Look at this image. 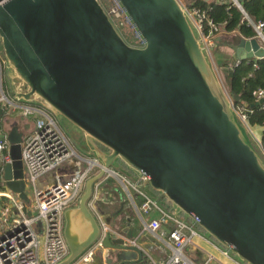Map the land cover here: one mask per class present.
Listing matches in <instances>:
<instances>
[{
	"label": "water",
	"instance_id": "water-1",
	"mask_svg": "<svg viewBox=\"0 0 264 264\" xmlns=\"http://www.w3.org/2000/svg\"><path fill=\"white\" fill-rule=\"evenodd\" d=\"M118 2L142 47L122 39L98 0H0V44L11 87V96L2 95L0 124L12 100L35 103L82 135L73 138L76 156L54 170L57 178L87 163L99 168L77 205L63 212L68 254L57 264H71L98 238L88 200L116 160L123 164L116 171L143 176L147 195L155 202L165 198L241 263L264 264V162L235 120L180 4ZM262 55L254 39L238 36L232 61ZM4 135L11 162L0 167L2 187L17 195L25 212L21 134L0 127ZM102 245L114 249L109 254L117 264L141 258L135 246L111 244L108 232Z\"/></svg>",
	"mask_w": 264,
	"mask_h": 264
},
{
	"label": "built area",
	"instance_id": "built-area-1",
	"mask_svg": "<svg viewBox=\"0 0 264 264\" xmlns=\"http://www.w3.org/2000/svg\"><path fill=\"white\" fill-rule=\"evenodd\" d=\"M98 1L105 4L107 8L105 13L114 26L119 24V26H123L124 29L131 33L133 43L131 46L142 47L143 41L140 35L135 30L118 0ZM204 1L223 5L225 9H236L240 14V22L249 26L253 34L251 37L246 38L237 33L236 30L226 31L224 23L212 22L206 16L204 9L193 6L192 3L185 5L180 0H177L189 26H193L197 32V37H195L199 40L202 52L205 51L207 54L213 52V49L217 46L216 39L225 35L235 34L245 40L254 39L258 48L263 50L262 56L251 57L244 60V62L252 61V65L255 66L257 60L264 59V22L254 19L244 11L243 1L245 0ZM135 35L139 43L133 42ZM238 63L240 61H231L228 64L233 66ZM2 88L0 79V103L3 102V94L9 97V95L4 93ZM222 88L238 125H242L247 129L259 127L248 126L246 118L252 106L264 110V89L257 88L253 91V103L247 107L240 103V100L233 102L223 85ZM6 106H10V104ZM17 107L22 108L21 111L24 117L35 115L31 130L22 136L20 141V161L23 170V180L25 182L27 178L32 184V196L27 209L30 213L33 211L35 213L34 215H28V213L22 212L23 203L15 201L11 193L4 186L2 187V171L0 170V198L6 199L7 202L4 208H0V264H57L68 254V248L62 233L63 212L67 208L77 205L85 181L92 176L93 164L87 163L86 165L77 167L70 175H64L60 180L54 174L47 184L39 186L36 183L39 176L61 167L68 158L76 156V152L71 146L67 134L63 132L64 130L59 127L57 121L49 112L32 104L15 105V108ZM259 128L262 129L264 126ZM258 142L264 156V142L261 143L260 140ZM92 160L95 161L94 158ZM10 162L9 142L4 135L0 137V167L2 168ZM112 175L118 178L127 194L128 187H130L136 195L141 197V202L138 206L139 214L149 216L145 227L151 231L158 229L160 226L158 219L151 216L152 211L157 208L156 202L141 188L144 177L137 175L136 179H131L123 173L121 174V172L116 171ZM96 192L97 182L94 184L91 197L88 200V208L93 204L97 196ZM8 203L10 207L15 208L14 216L10 214L9 207H7ZM160 214L165 219L173 220L175 227L169 230L167 234L170 252L159 261L149 259L150 264H195L185 254V250L188 247L194 246L193 239L199 236L194 229L197 226L195 221L189 218V221H182L163 212H160ZM35 223H38V225L35 226ZM5 224H8L6 228L4 227ZM99 228L98 238L71 264L91 263L92 258L95 256V248L102 247V238L108 231V228L104 224H101ZM215 245L220 247L222 255L231 257L227 250L217 243ZM211 260H213L212 255H208L203 264H208Z\"/></svg>",
	"mask_w": 264,
	"mask_h": 264
},
{
	"label": "crops",
	"instance_id": "crops-1",
	"mask_svg": "<svg viewBox=\"0 0 264 264\" xmlns=\"http://www.w3.org/2000/svg\"><path fill=\"white\" fill-rule=\"evenodd\" d=\"M225 43L226 41L224 39V36L220 37L219 40L217 41V46L213 49L214 53H215V49L219 45ZM232 58H233V53L230 56V60H229L230 63L232 61ZM209 63L211 66V62ZM219 65H224V64L219 63ZM7 71H8L7 66L2 58L0 59V79L4 93H6L4 81L6 78ZM15 105H30V104L12 100L10 106H6V110H5V114L7 115V117H9L8 118L9 122H4L5 127H9L8 128L9 130L10 127L11 128L15 127L22 137L31 130L33 121H30V125L27 129L23 122L22 124H19L17 119L20 118L19 116L21 117L24 116L22 115V111H21L22 108L20 107L15 108ZM30 117L27 116L24 118H30ZM70 144L75 149L76 143L74 142V146L72 145V143ZM79 144L80 143L78 142L77 145ZM118 166L119 164L116 163V167ZM98 171L99 168L96 165H93L92 175L93 174L95 175ZM111 175L112 174L110 175L106 174L105 177L102 176V178L97 181L99 182V184H97V192H96L97 196L93 201V204L89 206V210L97 220L99 227H101V224H104L108 228L107 232L109 233L111 244L118 242L121 246L132 245L135 246L137 249H139L141 251V258L139 261L136 262V264H150L149 259H151L152 261H159L163 259L170 252V247L167 241V234L169 230L175 227V222L171 219H165L161 217L160 212L170 215L164 209L173 207L171 214L172 217L182 220L179 217H177L178 215L181 216V214L178 212V210L175 209V207L171 203L166 204L165 202L166 200L161 202L159 201L160 200L159 199L156 202L157 208L152 211L151 216L158 219L160 226L158 229L154 231L147 229L145 225L147 224L149 216L140 215L138 210V206L141 202V197L139 195H136L134 190L130 187H128L129 189L127 194V192L124 191V189H122L123 186L121 182L118 180V178L115 177L114 175L110 177ZM119 186L121 187V189ZM113 189L117 191L119 194H117ZM120 202H122V205L118 213L115 214L113 217H110L108 219L107 224L104 223V219L109 217L112 212H114L119 208ZM25 207H26V211L25 212L22 211V212L30 213L27 209V206ZM98 207L104 210L103 214H101L98 211ZM158 209L161 211H159ZM186 221H189L187 217H186ZM193 241H194V246L188 247L185 250V254L187 255V257L192 259V261L195 264H203L206 256L208 255H212L213 257V260L209 261L208 264H239V263L241 264V262L236 258L222 255L220 253V247L215 245L216 243L211 239H207L199 234V236L195 237ZM109 249H111V246L105 247L102 245L101 248H97V249L95 248L94 250L95 259L94 261H91V263L89 262L87 264H106L107 257L110 258L111 261H113L112 264H117L114 256L109 254L110 252H113L114 249H112L113 251H110ZM124 251L125 253L126 252L132 253V250H124ZM123 255L125 256V254ZM124 256H122L123 259ZM136 257L137 255L134 254V260L136 259Z\"/></svg>",
	"mask_w": 264,
	"mask_h": 264
},
{
	"label": "trees",
	"instance_id": "trees-1",
	"mask_svg": "<svg viewBox=\"0 0 264 264\" xmlns=\"http://www.w3.org/2000/svg\"><path fill=\"white\" fill-rule=\"evenodd\" d=\"M100 4L104 11H106L107 8L105 4L102 2H100ZM192 4L193 6L204 9L206 16L212 22L224 23V29L226 31L236 30L237 33L246 38L252 36L253 33L251 28L240 22V14L236 9H225L223 5L205 2L204 0H194ZM243 9L249 16L264 22V0H245L243 1ZM115 26L122 39L128 45H133L131 33L124 29L123 26H119V24H116ZM0 50L2 52L1 44ZM222 77L227 93L232 96H238L240 103L249 107L253 103V91L257 88L264 89V59L257 60L255 62V66L252 65V61H242L233 66L228 64L222 70ZM4 83L7 95L11 96V87L8 84V81L5 80ZM8 118L9 117H7V115L4 113L1 123L7 122ZM34 119L35 115H32L29 120L33 121ZM246 122L250 127L264 126V110H260L256 106H252L250 108V112L247 114ZM259 140L261 143L264 142V128L261 129ZM257 155L261 158L258 153ZM115 163H118L119 166H123L119 160H116ZM155 194L157 195V193ZM165 200V198H161L159 201L163 202ZM165 202L166 204H170V202L167 200ZM6 204V199L0 198V208H4ZM196 228L200 229L198 226H196Z\"/></svg>",
	"mask_w": 264,
	"mask_h": 264
},
{
	"label": "rangeland",
	"instance_id": "rangeland-1",
	"mask_svg": "<svg viewBox=\"0 0 264 264\" xmlns=\"http://www.w3.org/2000/svg\"><path fill=\"white\" fill-rule=\"evenodd\" d=\"M193 1L194 0H180V2L182 4H185V5H189V4L193 3ZM190 27L192 29L193 34L197 37V32H196L195 28L193 26H191V25H190ZM224 39H225L226 42H229L228 45L227 44H221V45H219L215 49V53H214V51H213V53L211 52L209 54H207L205 51L203 52L204 55L207 56L208 61L211 62V67L214 70V72H215V74H216L219 82L222 83L223 86H224V83H223V77H222V70L229 63L230 56L233 53V46L235 45V43H237L238 36L235 35V34H232V35H229V36L225 35L224 36ZM133 42L139 43V40H138V38H137L136 35H135V39H134ZM2 58H3L2 52L0 50V59H2ZM219 63H223L224 65H219ZM5 80H6V78H5ZM28 104L37 105L35 103H28ZM19 117L20 118L17 119L18 122H19V124H22V122H23L24 125H25V127H26V129H27L29 127V125H30V120H29L30 118H24V117H21V116H19ZM12 118H14V117H12ZM7 122H9V119H7ZM62 122H63V124L61 125ZM57 123H58L59 127L62 128V130H64L67 133V137H68L70 143H72L73 146H74V139H73L74 137L79 138V139L82 138L81 133H79L78 130L75 129L73 126H71L67 121H64L63 120V121L57 122ZM239 126H241L242 132L244 133V135H245L246 139L248 140L249 144L254 148V150L261 156L262 160L264 161V156H263V154L261 152V149L259 147V142H258L259 141V135H260L261 129L259 127L247 129V128L243 127L242 125H239ZM0 127H1V131L2 132L9 131V129H8L9 127H5V124L4 123H1L0 124ZM10 129H11V127H10ZM113 165H114L113 166L114 167V170H116V163H114ZM53 176H54V170H51L50 172L39 176L37 178V180H36V183H38L39 186H42L44 184H47L52 179ZM110 177H112V175ZM24 184H25L24 185V193L26 195V202L24 203V205L27 206V205H29V203L31 201L32 184H31V182L29 180H27V178L25 179ZM120 189H121V187H120ZM10 193H11L12 197L15 199V201H18V202L20 201L19 198L17 197V195L15 193H13V192H10ZM8 207H9V210H10V214L12 216H14L15 208L14 207H10L9 206V203H8ZM174 207L177 210L176 206H174ZM172 209H173V207L168 208V209H164V210L171 215L172 214ZM34 213L35 212L33 211L32 213H28V215H34ZM177 217H179L180 219L186 221V216L184 214H181V216L178 215ZM0 225H1V222H0ZM36 225H38V223H35V226ZM7 226H8V224H5L4 225L5 228ZM2 227H3V225H2ZM194 229H195V231L198 234L202 235L203 237H205L207 239H211L205 232L201 231L200 229H198L196 227ZM37 230H38V228H37ZM228 254L231 257L236 258V256L230 254L229 252H228Z\"/></svg>",
	"mask_w": 264,
	"mask_h": 264
},
{
	"label": "flooded vegetation",
	"instance_id": "flooded-vegetation-1",
	"mask_svg": "<svg viewBox=\"0 0 264 264\" xmlns=\"http://www.w3.org/2000/svg\"><path fill=\"white\" fill-rule=\"evenodd\" d=\"M63 124V122L61 123V125Z\"/></svg>",
	"mask_w": 264,
	"mask_h": 264
}]
</instances>
